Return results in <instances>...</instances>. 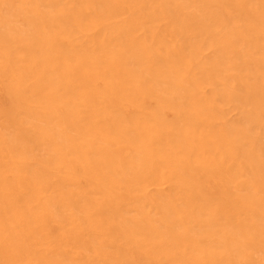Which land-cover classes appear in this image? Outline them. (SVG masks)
<instances>
[{"label":"bare ground","instance_id":"1","mask_svg":"<svg viewBox=\"0 0 264 264\" xmlns=\"http://www.w3.org/2000/svg\"><path fill=\"white\" fill-rule=\"evenodd\" d=\"M0 264H264V0H0Z\"/></svg>","mask_w":264,"mask_h":264}]
</instances>
